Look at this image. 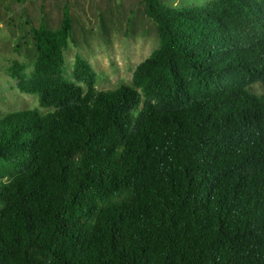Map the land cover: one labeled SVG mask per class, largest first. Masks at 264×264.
<instances>
[{
    "label": "trees",
    "instance_id": "trees-1",
    "mask_svg": "<svg viewBox=\"0 0 264 264\" xmlns=\"http://www.w3.org/2000/svg\"><path fill=\"white\" fill-rule=\"evenodd\" d=\"M160 46L99 92L73 19L32 28L0 112V264H264V0H142Z\"/></svg>",
    "mask_w": 264,
    "mask_h": 264
},
{
    "label": "rangeland",
    "instance_id": "rangeland-1",
    "mask_svg": "<svg viewBox=\"0 0 264 264\" xmlns=\"http://www.w3.org/2000/svg\"><path fill=\"white\" fill-rule=\"evenodd\" d=\"M214 0H161L171 7H204ZM65 7L74 25L65 52L66 77L71 78L77 55L98 75L99 92L130 85L135 71L160 46L157 24L148 17L142 0H0V112L35 110L38 97L22 92L19 80L10 75L18 62L27 67L30 79L35 69L37 48L32 28L45 22L60 27ZM254 91L264 94L255 86ZM47 113L52 110L40 109Z\"/></svg>",
    "mask_w": 264,
    "mask_h": 264
}]
</instances>
